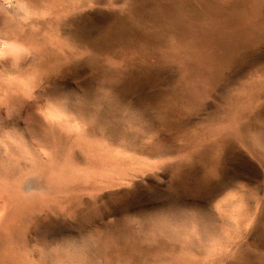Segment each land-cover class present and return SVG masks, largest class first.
<instances>
[{
  "label": "rangeland",
  "instance_id": "1",
  "mask_svg": "<svg viewBox=\"0 0 264 264\" xmlns=\"http://www.w3.org/2000/svg\"><path fill=\"white\" fill-rule=\"evenodd\" d=\"M0 264H264V0H0Z\"/></svg>",
  "mask_w": 264,
  "mask_h": 264
},
{
  "label": "bare ground",
  "instance_id": "2",
  "mask_svg": "<svg viewBox=\"0 0 264 264\" xmlns=\"http://www.w3.org/2000/svg\"><path fill=\"white\" fill-rule=\"evenodd\" d=\"M4 188V187H3ZM7 191H9V190H7ZM127 204V203H126ZM11 209V208H10ZM12 213V212H11ZM263 225V224H262ZM259 249V248H258ZM260 250V249H259Z\"/></svg>",
  "mask_w": 264,
  "mask_h": 264
}]
</instances>
